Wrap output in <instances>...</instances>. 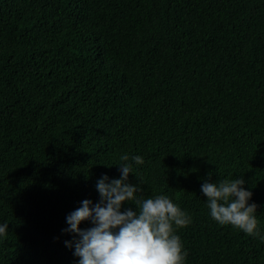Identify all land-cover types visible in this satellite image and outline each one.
I'll list each match as a JSON object with an SVG mask.
<instances>
[{
	"label": "trees",
	"instance_id": "obj_1",
	"mask_svg": "<svg viewBox=\"0 0 264 264\" xmlns=\"http://www.w3.org/2000/svg\"><path fill=\"white\" fill-rule=\"evenodd\" d=\"M122 155L190 216L185 264H264L201 191L243 178L264 236V0H0V264H79L66 217Z\"/></svg>",
	"mask_w": 264,
	"mask_h": 264
},
{
	"label": "clouds",
	"instance_id": "obj_2",
	"mask_svg": "<svg viewBox=\"0 0 264 264\" xmlns=\"http://www.w3.org/2000/svg\"><path fill=\"white\" fill-rule=\"evenodd\" d=\"M120 179L104 175L97 181L101 200L81 202L71 212L65 232L75 234L74 255L79 264H185L187 252L176 230L191 223L190 216L167 195L139 199L138 185L129 182L135 165H142L141 156L120 157ZM209 173V178H211ZM139 179V177H137ZM243 178L224 179L218 183L205 182L201 191L207 197L211 218L222 226L231 225L249 236L264 240L258 231L257 205L249 204L252 192L246 190ZM126 203L137 208L122 210ZM93 227L81 229L82 222ZM8 224L0 225V237L7 234ZM72 247V242H65Z\"/></svg>",
	"mask_w": 264,
	"mask_h": 264
}]
</instances>
